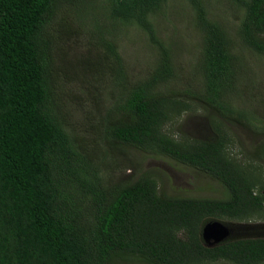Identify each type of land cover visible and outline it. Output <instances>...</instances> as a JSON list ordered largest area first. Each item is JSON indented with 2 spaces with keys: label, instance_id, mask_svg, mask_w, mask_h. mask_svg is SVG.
Returning <instances> with one entry per match:
<instances>
[{
  "label": "trees",
  "instance_id": "obj_1",
  "mask_svg": "<svg viewBox=\"0 0 264 264\" xmlns=\"http://www.w3.org/2000/svg\"><path fill=\"white\" fill-rule=\"evenodd\" d=\"M87 1L0 0V264H264V237L203 239L209 223L264 216V177L230 153L231 130L245 125L261 129L251 158L264 160V128L243 107L248 84L241 82L247 51L264 58V0H226L244 13L232 30L210 16L211 0H188L200 42L182 77L150 18L168 0H106L115 25L137 24L157 48L139 80L108 27L95 19L81 40L95 18ZM72 39L88 47L73 73L55 58ZM180 78L181 89L166 88ZM83 79L82 94L94 102L82 126L65 96L68 84ZM197 112L213 137L165 130ZM127 147L208 175L225 197L170 196L141 165L119 180Z\"/></svg>",
  "mask_w": 264,
  "mask_h": 264
},
{
  "label": "rangeland",
  "instance_id": "obj_2",
  "mask_svg": "<svg viewBox=\"0 0 264 264\" xmlns=\"http://www.w3.org/2000/svg\"><path fill=\"white\" fill-rule=\"evenodd\" d=\"M87 2L90 6V14L95 18L89 20L83 28L81 40L89 39V33L93 31L94 20L96 19L99 25L106 26L111 30V35L117 43L130 77L134 80L144 79L151 71L153 61L158 54L157 48L150 42L148 34L133 22H119L118 25H115L109 10L106 8V0H88ZM210 5V16L213 19L231 30L240 25L244 13L238 9L237 5L226 0H211ZM193 15L194 12L188 0H168L160 13L150 16L158 38L173 48L172 54L178 69L181 71L178 73L180 77L191 70L196 62L195 56L198 52L200 38L193 26ZM82 43L85 45L83 41ZM80 44L72 39L62 43L59 50L56 51L57 62L63 64L65 61L71 73L75 69H79L77 62L88 49V47L85 48L86 46L83 47ZM247 56L249 72L241 77V82L248 84V86L243 87L244 101L247 102L246 106L243 107L249 113H253L254 118L260 119L254 121L255 126L258 122L259 127L264 128V58L249 51H247ZM104 79L105 76L102 75V80L99 79L98 82L93 83L91 85L92 90L97 92L103 85ZM180 79L181 81L173 83L175 86L170 85L166 88L181 89L186 80L183 82V78ZM82 81L84 84H68L65 98L67 101L66 108L73 116V121L83 126L92 115L91 105L94 101L82 94L88 87L84 82L85 79ZM237 102H234V106L239 108L240 106H236ZM101 104L105 105L106 102ZM165 130L177 135H186L188 138L208 139L213 137L204 114H200V112L185 115L180 120L176 119L169 123ZM260 130L253 127L248 128L245 125L235 126L230 133L233 140L230 153L243 164H251L253 168L255 167L253 171L255 170L257 174L264 177V160L253 161L251 158L257 146L262 143L263 137L259 133ZM125 149L123 153L125 154L124 157H127L125 161L127 168L116 173V177L121 181L131 179L136 175V168L141 165L146 172L152 173L156 177L163 192L170 196L214 199L225 197V189L217 180L190 166L168 158L155 157L133 147ZM218 222L227 231L226 240L264 237L263 214L248 221L222 219ZM215 264L230 263L220 261Z\"/></svg>",
  "mask_w": 264,
  "mask_h": 264
},
{
  "label": "water",
  "instance_id": "obj_3",
  "mask_svg": "<svg viewBox=\"0 0 264 264\" xmlns=\"http://www.w3.org/2000/svg\"><path fill=\"white\" fill-rule=\"evenodd\" d=\"M227 231L221 223H209L203 229V239L208 245H217L226 240Z\"/></svg>",
  "mask_w": 264,
  "mask_h": 264
}]
</instances>
